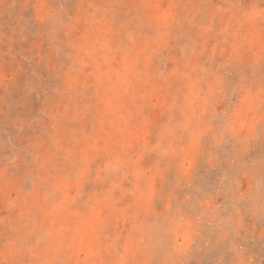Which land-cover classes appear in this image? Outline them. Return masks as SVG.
Wrapping results in <instances>:
<instances>
[{
    "label": "rangeland",
    "instance_id": "374dc122",
    "mask_svg": "<svg viewBox=\"0 0 264 264\" xmlns=\"http://www.w3.org/2000/svg\"><path fill=\"white\" fill-rule=\"evenodd\" d=\"M0 264H264V0H0Z\"/></svg>",
    "mask_w": 264,
    "mask_h": 264
}]
</instances>
